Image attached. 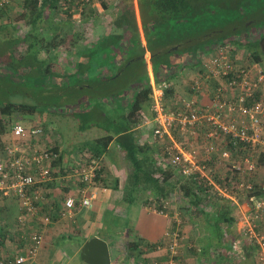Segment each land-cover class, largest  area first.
I'll use <instances>...</instances> for the list:
<instances>
[{"label":"crops","instance_id":"0c3cea01","mask_svg":"<svg viewBox=\"0 0 264 264\" xmlns=\"http://www.w3.org/2000/svg\"><path fill=\"white\" fill-rule=\"evenodd\" d=\"M94 1L98 0H93V3ZM99 1L100 5L96 4V6L99 14L102 15L105 13L104 9H109L110 6L106 2L107 0ZM109 1L111 5L130 7L126 11L128 14H130V11L134 12L130 18L134 22L135 32L131 35L130 41L128 40V43L122 44L123 47L120 49L116 47L118 50L113 49L114 46L125 40L122 28L124 24L120 23L119 14L114 18L112 24L114 27L110 32L105 29L107 20L103 15L101 18L96 16L83 19L84 8L79 9V13L74 11L72 18L64 17L62 12H59L58 14L61 15H58L56 12L52 13L47 10L46 27L48 28L46 33H41V38L51 42V46L49 45L46 53H52L55 62L63 65V67L56 66L58 68L55 72L57 76L53 81L51 77L41 78L36 75L35 83H37V87L45 88L47 94H55L59 98H64V90L68 84L74 83L69 88L78 94L88 90L94 91L98 86L93 83L97 82L103 85L105 81L114 79L117 76L116 71L120 72L132 65L138 64L140 66V73H144L145 79H138L134 87H128L129 89L125 94L116 98L104 97V99L94 101L91 100V95L94 96L95 94H84L75 96L73 102L61 101L62 105L60 107L51 108L48 113L39 112L38 109L30 106L31 113L28 119L31 125L29 126L15 119L10 132L7 134L8 140H6L7 136L3 138L4 141L6 140V147L2 153L0 152L1 157H7L5 151L14 140L12 128L14 124L20 123L27 130L34 128L44 130L42 136L34 137V139L28 137L26 142L21 144L35 145L41 151H54L57 149L61 161L59 165L54 166L53 175H57L55 177L52 175L53 179L44 188L47 203L44 205L43 211L46 212L45 214L51 215V223L46 226L39 224L33 230H29V228L22 230L18 226V220L22 214L18 199L13 192L6 195L0 191V261L12 260L19 254L25 253L30 244V233L38 230L43 238L42 245L39 247L36 256L26 264H77V260L82 261V264H86L83 260H79L81 251L88 241L96 237L108 244L111 264H154L156 261L162 263L167 261V245L170 243L166 238L168 232H178L180 235V259L178 264H258L257 254L259 252L257 253L256 246L248 244L244 237L243 228L245 224L242 219L244 214L251 209V206L246 201L243 193L230 200L210 189V192L208 191L205 196L197 192L204 199L201 210L200 207H190L187 202L182 201V199L179 200L176 192L172 193L171 198L165 200L164 198L161 199L157 192L143 191L141 187L139 190L133 191L132 183L135 181L136 163L142 161L151 163L153 170L154 168H162L163 170H166L167 167L170 168L166 165V162L162 161L166 158V148L168 146L175 147L176 144L180 143L184 146L191 145L198 149L203 159L206 157L205 128L198 129L197 132L185 136L179 131H173L171 138L167 137L159 140L154 135V119L157 115L153 108L159 103L167 110H176L180 107L181 102L190 100H197L205 107L209 106L218 83L213 81L201 82L203 85L201 94L195 93L192 89L194 81L200 79L201 71L198 66L189 64L187 60L191 61L194 58V53L201 52L199 50L200 46L197 47V43L204 42L205 37L189 40L191 48H185L181 44L176 46L175 51H173L177 53L167 54L160 60L155 59L154 55L148 50L142 23H138L141 18L139 16L138 0ZM21 4L22 0H17V4H11L9 8L5 7L0 11V36L15 41L12 49L6 46L0 47V58L2 59L0 61L3 63V67L0 69V78L5 82L10 80V73L14 75L15 69L30 68L29 64L24 67H20V65L15 67L16 62H14L18 58H25L24 56L32 50L30 47L28 48L29 44L25 42L29 39L31 27L23 19ZM18 10L20 13H17ZM77 14L81 17L80 22L79 18H75ZM23 23L27 25L28 29L25 34L20 33L18 28H15L17 24L21 27ZM87 25L92 27L89 33L88 30L86 31L85 26ZM139 25L140 28H138ZM249 26H251V23L247 24V28ZM8 28L13 30L9 31ZM256 29L251 28L250 34H254ZM260 30L257 29L256 31L259 32ZM245 31L239 36H247ZM222 33L223 31L212 33L207 39ZM236 34L238 35L239 32ZM84 35L86 38L88 36V43L82 44ZM74 41L76 45H72ZM56 42L60 44L59 47L52 44ZM136 42H139L145 51L143 55L146 62L145 68L140 65L139 57L137 59L133 57L128 62L131 56L140 54L136 48ZM251 42L250 39H247L246 43L250 45ZM174 43L175 41L167 45L171 46ZM19 45L21 47L26 45V49L22 48L24 50L22 51ZM102 46L107 49L103 51ZM240 48L241 46L235 48L234 52L238 57V63L245 64L247 60L243 59L244 52ZM95 49H99V52L102 51L103 55L99 56L100 59L104 56V59L100 61L105 64L102 67L103 69L99 71L101 77L98 78V81L95 80L96 75L91 79L92 67L94 61L98 58V55L92 56ZM188 52H191L189 57H187ZM62 57H64L63 59L67 57L64 64L58 63ZM159 61V73L156 77L153 64ZM39 63L40 60H37L32 64V68L39 66ZM49 70L50 68L45 71L46 74H49ZM50 71L52 72V70ZM120 75L121 73L117 77L119 78ZM143 79L150 82L151 92L148 98L141 95L149 88ZM24 81L30 82V80ZM163 82L170 83L171 89L165 90V92L162 91L160 86ZM14 93H16V89ZM25 95L27 96V94ZM138 100H142L143 103L140 109L134 111L133 107ZM82 107L85 111L80 113L81 116H77L76 110ZM132 111H134L136 119H139V123L135 124L132 121ZM58 116L62 117L63 121ZM64 117L78 119L81 117L85 121L94 122L92 125L94 136L85 144L72 143V137L68 133L58 130V128H61L60 125H64L61 123H65ZM127 123L130 126L129 133L132 134L130 140L123 139L127 133L124 134V131L120 129ZM82 128L81 126L76 130L80 132ZM85 129L84 127L83 130ZM65 137L68 140L67 143ZM108 137L113 138L105 149L102 145L100 158L92 159L100 164L102 170L100 179L103 184L101 187L97 186V198L94 201L93 208H81L78 204L72 216L61 215L60 210L66 197L76 198L80 196L81 185L76 183L68 172L72 167H76L78 160L88 161L87 158L94 156V149L98 145L97 141ZM132 140L136 142L134 150L127 146ZM234 156L238 160L243 158L239 152ZM209 164L211 168L215 169L214 173H218L216 183L221 187L226 186L233 189L241 179L243 181L248 180L247 176H232L230 170L217 166L215 155H213ZM158 175L160 174L157 173L156 176ZM218 181H222V183ZM172 182H175L177 186L180 184L175 177ZM255 182L258 181L255 180ZM232 193H235V191ZM135 194L139 196L141 201L138 206L133 204L135 201L133 195ZM167 202H169V205H166ZM225 208L228 210L229 215L231 214L230 216L235 218L234 223L230 225L224 223L225 221L219 223L220 216L227 213ZM110 218L115 222H113V225L112 222L108 225ZM129 220L132 222L130 226H127ZM123 221L122 227L117 226L116 223H122ZM116 230L117 232H114ZM185 239H188L189 244L184 243ZM131 242L138 243L139 249L137 251L130 247ZM235 244H237V247H235ZM155 248H158L157 252L153 251ZM249 254L252 256L250 257Z\"/></svg>","mask_w":264,"mask_h":264},{"label":"built area","instance_id":"2783aa9c","mask_svg":"<svg viewBox=\"0 0 264 264\" xmlns=\"http://www.w3.org/2000/svg\"><path fill=\"white\" fill-rule=\"evenodd\" d=\"M7 4L8 0H0V11ZM236 44V40L228 38L191 59L193 65L199 62L201 71L200 79L193 84L195 93H202L203 81L218 83L212 94V102L205 107L197 100L183 101L176 110H167L158 103L153 108L157 115L154 135L162 140L171 138L173 131H179L184 136L198 129H206L204 159L196 147L180 143L175 147L168 146L166 158L162 161L167 166L180 168L186 177L206 182L211 191L222 197L233 200L238 194H244L251 206L242 219L245 224L244 237L248 244L259 247L257 261L264 264V68L248 60L245 64H239L234 52ZM160 89L165 92L171 89V84L163 82ZM43 132L41 128L27 130L16 123L12 128L14 140L5 151L7 157H1L0 153V191L6 195L13 192L18 199L22 211L18 226L22 230H33L39 224L46 226L51 223V215L43 211L47 203L44 188L53 179V163L59 159V154L50 150L41 151L32 144H21L28 137L34 139L42 136ZM238 152L243 157L241 160L234 156ZM213 155L217 166L230 170L232 176H247L248 180L241 179L233 189L219 186L213 177L215 169L209 164ZM100 168V164L94 160L76 162L70 174L76 183L83 184L80 196L66 197L61 215L72 216L78 204L81 208H93L97 198V185L94 182ZM256 186H261L263 196L254 194ZM29 236L30 244L25 253L12 260L0 261V264H26L35 257L43 238L38 230L32 231ZM166 238L170 241L167 245L169 259L154 264H177L174 258L179 253L180 235L178 232H168Z\"/></svg>","mask_w":264,"mask_h":264},{"label":"trees","instance_id":"16d2710c","mask_svg":"<svg viewBox=\"0 0 264 264\" xmlns=\"http://www.w3.org/2000/svg\"><path fill=\"white\" fill-rule=\"evenodd\" d=\"M9 4L5 5L2 9L5 7L9 8V5L17 4V0H8ZM93 2V0L88 1L87 0H22V16L23 19L27 22V25L31 27V31H29V39H27L25 42L28 43V48L30 47L32 49V46H38L39 43L42 45H39V50L41 49L44 51V49L48 50L49 45H46L45 40L40 39L41 33H46L47 28L46 27V12L47 10L51 11L52 13L56 12L58 14L59 12H62L64 14V17L67 18H72L73 17V12L79 11V9H82L86 7L87 5H90ZM213 0H138V5L141 13V21H142V26L146 34V42H147V47L148 50L154 55L155 59H162L164 56L167 54L171 53H177L173 52L175 51V47L179 45L185 46V48H191L192 46L189 43V40L187 39H194L191 36L193 34L190 33V30L187 29V27L184 29V32L189 33L187 34V38L183 41H178V40H167L165 38H162V35H164L166 32H174L175 28L177 29L178 26H187V21L191 19L199 20L201 21L205 17H209L213 20H215L217 16V12L222 11V8L220 7V4L212 3ZM1 9V10H2ZM130 7H123V10L120 11L121 16L119 18V21L121 24L128 23L130 16L133 15V11H130V14H128L126 11H128ZM224 9V8H223ZM236 11L240 12L238 15V18L243 16L242 14L245 12L243 11L241 7L235 9ZM123 11V12H122ZM245 16V15H244ZM219 18V17H218ZM242 19V17H241ZM202 22V21H201ZM201 22L199 23L198 26H200ZM247 20L242 22L241 26L242 28L246 29L247 28ZM227 25H213L212 26H200L198 27V31L194 34L195 37H198V39L201 38H206L204 41L205 44H203V47H200L199 50L204 51L207 46L206 43L212 40V42H222L230 34L233 32H225ZM201 28V30H200ZM253 28V26H249L245 34L247 36L250 34V30ZM264 29V23L261 25V30ZM59 31V28H58ZM219 31H223L222 34H217L213 38H208L209 35L212 33H217ZM243 31V32H244ZM239 32V31H238ZM242 31L239 32V34L243 33ZM39 34V36H38ZM77 35V34H76ZM151 35H156V39L154 40V43L150 44L151 40ZM184 39V38H181ZM180 39V40H181ZM30 41V42H29ZM174 45H170V43L174 42ZM36 43V44H35ZM43 43L45 46H43ZM54 45H59L56 43H52ZM76 45L75 41L72 43V45ZM168 44V45H167ZM53 45V46H54ZM106 45V44H105ZM136 48L140 54L133 55L128 59V62H130L133 57H136V59L139 57V63L140 65L145 68L146 62L143 59V55L145 53L143 47L139 42H136ZM51 46V44H50ZM110 46V45H109ZM165 46V48H163ZM191 46V47H190ZM211 47V46H210ZM103 51L106 50L107 48H104L102 46ZM97 50V49H96ZM99 50V49H98ZM261 50V52H260ZM248 51L250 52L251 57L253 58V61L260 64L264 63V35L260 39H258V42L256 43H250V46L248 48ZM95 50L92 53V56L96 55ZM159 63H154V73L155 76H158L159 73ZM143 81H145L143 79ZM149 86V81H145ZM151 92V87L149 86L148 90L142 93L141 95L145 97H149V93ZM140 95V96H141ZM143 103L142 100H138L135 104L134 111H137L140 109L141 104ZM27 109H30V107H25L24 105L20 104H14V103H0V152L5 149L6 147V140L4 141L3 138L8 134L11 130V124L15 122L14 116H17L18 114H21V112L26 111ZM132 111V116H133V122L139 123V119H136L135 113ZM25 114V113H24ZM129 123L125 124L124 126L120 127L124 131V134L127 133L123 137L125 140H130L132 139V134L129 133ZM131 131V130H130ZM113 137H108V138H102L97 141L98 145L95 147V152L94 156L87 158L88 161H91L92 159H99L102 151V145H104V149L109 145L111 142V139ZM129 142V141H128ZM136 142L134 140L130 141V144L127 146L130 147V149L134 150L136 148L135 145ZM54 152L57 153V149L54 150ZM264 158V155H263ZM61 161V157L53 163V166L59 165ZM135 175H134V182L132 183V189L133 191H137L142 188L143 191H149L155 193L157 192L159 197L162 199L164 198L169 199L171 198L172 193L176 192L177 195L179 196V200L182 199V201L187 202L190 207L195 206L196 208H199L202 210V205H204V199L201 198L200 195L197 194H203V196L208 194L209 187L207 186L206 182H201L196 180V178H189L186 177L183 172L180 170L178 167H172L169 166L166 168V170H163L162 168H154L153 170V165L151 163H145V162H138L135 164ZM155 167V166H154ZM73 169V167H72ZM72 169H70V172H72ZM62 173V172H60ZM60 173H58L60 175ZM67 173V172H66ZM97 178L95 179V184L99 187L103 186L101 182V173L102 170H98L97 172ZM157 173L160 175L156 176ZM65 174V173H64ZM218 173H214V179L216 181V175ZM57 175V174H56ZM56 175H53L54 177ZM174 177L179 180V185H175V182H172V179ZM218 177V175H217ZM133 181V180H132ZM222 183V181H218ZM83 185V184H79ZM177 187V188H176ZM177 190V191H176ZM210 192V191H209ZM254 194L257 196H263V193H261V186H256V189L254 191ZM226 209V208H225ZM227 213L222 214L220 216L219 223L221 224L222 221H225L224 223L226 224H231L234 223L235 218L231 217L229 215L228 210L226 209ZM225 211V212H226ZM46 213V212H45ZM229 215V216H228ZM142 241V240H140ZM132 244L130 247L137 251L138 248V243L137 242H131ZM153 249V248H152ZM257 253L259 252V247L256 246ZM158 248H155L153 251L157 252ZM258 255V254H257ZM251 257L252 255L249 254ZM169 257L167 256V260ZM177 261V264L180 259V254L178 253V256H175L174 258Z\"/></svg>","mask_w":264,"mask_h":264},{"label":"rangeland","instance_id":"374dc122","mask_svg":"<svg viewBox=\"0 0 264 264\" xmlns=\"http://www.w3.org/2000/svg\"><path fill=\"white\" fill-rule=\"evenodd\" d=\"M106 2L108 3V6H110V7H109V9H104L105 13H103L102 15L104 17H106V20H107V22L105 23V29L109 30L111 32L113 27H114L112 25L114 23V18H116L117 14H119V16H121L120 11L123 10L124 6H121V5L118 6V5H114V4L111 5V3H109L110 2L109 0H107ZM99 3H100L99 0L96 2L94 1V3L92 2L90 5H87L86 7H84L83 19L84 18H93L96 16L101 18L102 15L99 14L98 7L96 6V4H99ZM212 3L220 4V7L222 8V11L217 12V16H216L215 20H213L209 17L203 18L201 20L202 22L199 20H195V19L188 20L186 22L187 26L177 25L178 28L177 29L175 28L174 32L168 31L164 35H162V38H165L166 41L169 39L183 41L188 37L187 34H189V33L184 32V29L187 27V29L190 30V33L193 34L191 37L194 38V40H196V39H198V37H195L194 34L196 33V31L199 30L198 27H200L202 25L212 26V24L213 25L214 24L215 25L225 24V25H227L225 32L231 33L233 31L230 34V36H228V38H230L231 40H236L237 47L241 46V48L244 52L243 53V59L248 60V61H253V58L251 57L250 52L247 50V48H249L250 45H247L246 42H247V39H250L252 41V43H256L257 39L261 38V36L264 35V29L260 30L259 32L256 31L257 29H261V25L264 23V0H213ZM12 5H13V3H12ZM239 7H241L242 9H244L243 11H245L242 14L243 16H241L242 19H241V17L238 18V15L240 12L235 10ZM17 13H20V11L18 10ZM76 13H79V11H77ZM58 15H61V14H58ZM63 16H64V14H63ZM139 16L141 17L140 9H139ZM75 18H77V19L79 18V22L81 21V17H79L78 14L76 15ZM246 20H247L248 24L251 23V26H253V28H257V29L255 30L254 34H252V35L251 34H249L248 36L242 35L240 37L239 36L240 34L237 35L236 33H238V31L241 32V31L245 30L244 28H242L241 24H242V22H244ZM130 21H131V23H130ZM200 22H201V24H200V26H198ZM138 23L139 24L142 23L141 18H140V21ZM13 25H15V24L13 23ZM85 27H86V31L88 30V33L91 32L90 31L92 28L91 26L87 25ZM15 28H18V31L22 34H25L28 30L27 25H25V23H23V25H21V27H20V25L17 24L15 26ZM122 28H123V35H124L125 40L123 42L118 43V45L114 46L113 49H115V50L117 48L120 49L121 47H123L122 44L128 43V40L130 41L131 35L135 32V25H134V22L132 21L131 18L129 19L128 24L125 23ZM138 28H140V25ZM8 30L12 31L13 29L8 28ZM200 30H201V28H200ZM82 31H83V29H82ZM38 36H39V34H38ZM155 36L156 35H151L150 44L154 43V40L156 39ZM181 38H184V39H181ZM228 38H226V39H228ZM40 39H42L41 35H40ZM87 39H88V36L86 38V36L84 35V38L82 40L83 41L82 44L88 43ZM188 40H192V39H187V41ZM45 42H46L47 46L51 44V42H48V40H46V39H45ZM14 43H15V41H12L10 39L7 40V38L5 36H0V47L6 46L7 48L10 47V49H12V46L15 45ZM215 43H218V42H215ZM215 43L212 42V40H211L208 43H206L207 45H205V46L210 47ZM203 44H205V42H198L197 47H199V46L201 47ZM7 45H9V46H7ZM39 45H42V44L39 43ZM19 46L21 47V45H19ZM38 46H32V50L29 53H27L28 55L26 54L24 56L25 58H22V59L18 58L16 61H14V62H16L15 67H17V65H20V67H24L27 64H29L30 68L15 69L14 75H11V73H10V76H9L10 80H7L8 82H5L4 80H2V78H0V103L1 104H3V103H14L17 105L22 104L25 107H30V106L35 107L36 109L39 110V112L48 113L49 109L54 108V107H58V106L60 107L62 105L61 101L73 102L75 96H81L84 94L85 95H89L90 93L95 94L94 96L91 95V100H94V101L96 99H101V98L104 99V97L116 98L118 96L125 94L126 91L129 89L128 87H134L135 86L134 84L138 79H140V78L145 79V75H143L144 73H140V66L138 64L132 65L126 69H122L120 72L116 71L117 76L119 73H121L119 78L116 76L117 78L115 77L114 79L107 80L103 83V85L101 83H97V82L93 83L94 85H97L99 87V88L97 87V89H94V91L88 90L84 93L78 94L77 92L72 91V89L70 90V88H69V86L73 85L74 83L68 84L64 90V98H59L55 94H47L46 93L47 90L45 88H42L40 86L37 87V83H35L36 75H39L41 78L51 77V79L53 81L54 79H56V76H57L55 74L56 70L58 69L56 66H62L63 67V65L57 64V62H55L54 56L52 53L47 54L46 49H44L45 52L42 49L40 51ZM43 46H45L44 43H43ZM47 46H45V47H47ZM22 48L26 49V45H23L20 49H22ZM163 48H165V46ZM23 49H22V51H24ZM11 52H12V50H11ZM260 52H261V50H260ZM95 53H97L95 56L98 55V58L94 61V66L92 67L93 73L91 75V79H93L94 75H96L97 77L95 80L98 81V78L101 77V74L99 73V71H101L103 69L102 67L105 64L101 62L104 59L103 58L104 56L101 59L99 56V55H103L102 51L99 52L98 49L97 50L95 49ZM50 54H52V55L50 56ZM190 55H191V52L189 53L188 56L187 55L186 56L189 57ZM194 56L197 58L198 54L194 53ZM63 58L64 57H62L61 61H58V63L64 64L66 62L67 57H66V59H63ZM49 59H51V60L48 61ZM62 59H63V61H62ZM37 60H40L39 66L32 68V64L35 63ZM187 62H189V64H191L189 59L187 60ZM194 65L199 66V62L197 61L196 64H194ZM54 66L56 68L55 70H54ZM2 67H3V63L0 61V69ZM262 67L264 68V63L262 64ZM49 68H50V70H52V72L49 70V74H51L52 76H50L49 74H46V72H45ZM76 68H78V66H76ZM112 69H114V67H112ZM24 80H30V82L29 81L25 82ZM39 85H41V84L39 83ZM24 87H26V88H24ZM15 89H16V93H14ZM25 94H27V96ZM76 111H77L76 115L81 116L80 113H82L85 110H83V107H82V108L77 109ZM24 113H25V115H24ZM30 113H31L30 109H27L26 111L21 112V114L14 116V118L16 119V121L19 120V121L23 122L24 124H26L27 126H29V125H31L30 120L28 119V116H30ZM58 118L60 120H62V117L58 116ZM64 119H65V123H63V122L61 123L64 125H60L59 127H61V128H58V130H63V131H65V133H68V135L70 137H72V139H71L72 143L85 144V142H87L88 140H90L91 137L94 136L93 129H92L93 128L92 125L94 124V122L85 121L84 119H81V117H79V119L78 118H71V117H64ZM12 125L13 124H11V126ZM81 126L83 128L80 132H78L76 129H79ZM84 127L86 128L85 130H83ZM6 136H7L6 140H8V135L6 134ZM64 139H66L65 141L67 143L68 142L67 138L65 137ZM133 197L135 199L133 204L135 206L140 205L141 201L139 199V196L137 194H135V195H133ZM110 222H112V225H113L114 221L112 218H110L108 220V225ZM131 222L132 221L129 220L127 226H130ZM116 224H117V226L119 225L122 227V225L124 224V221L122 223L118 222ZM114 232H117V230ZM118 233H120V232H118ZM115 234L117 235V233H115ZM182 238H183V235H182ZM185 240L186 241H184V243L186 242V244H189L188 239H185ZM179 251L180 250H178V252ZM179 254H180V252H179ZM79 260H82V259L79 258ZM77 264H82V261L77 260Z\"/></svg>","mask_w":264,"mask_h":264},{"label":"water","instance_id":"95a60500","mask_svg":"<svg viewBox=\"0 0 264 264\" xmlns=\"http://www.w3.org/2000/svg\"><path fill=\"white\" fill-rule=\"evenodd\" d=\"M81 259L86 264H111L108 244L97 237L91 239L84 245L81 251Z\"/></svg>","mask_w":264,"mask_h":264}]
</instances>
